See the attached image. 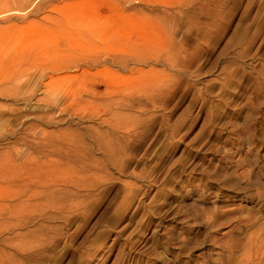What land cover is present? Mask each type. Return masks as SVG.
I'll return each instance as SVG.
<instances>
[{
	"label": "rangeland",
	"instance_id": "374dc122",
	"mask_svg": "<svg viewBox=\"0 0 264 264\" xmlns=\"http://www.w3.org/2000/svg\"><path fill=\"white\" fill-rule=\"evenodd\" d=\"M22 7L0 18V264H264V0Z\"/></svg>",
	"mask_w": 264,
	"mask_h": 264
},
{
	"label": "bare ground",
	"instance_id": "6f19581e",
	"mask_svg": "<svg viewBox=\"0 0 264 264\" xmlns=\"http://www.w3.org/2000/svg\"><path fill=\"white\" fill-rule=\"evenodd\" d=\"M24 4V0H4V1H1V3H0V18L1 17H4V16H6V15H8V14H11V12H13V11H15V12H17V11H20V10H24L23 9V7H22V5ZM36 8H38V7H36ZM36 10H40V8H38V9H36ZM22 13V12H21ZM61 15V14H60ZM62 20V19H61ZM63 21V20H62ZM61 22V21H60ZM55 24V23H54ZM63 24H65V23H63ZM38 26V25H37ZM68 26V25H67ZM32 28V27H31ZM60 28V27H59ZM75 28V27H74ZM82 28V27H81ZM56 29V28H55ZM65 29V28H64ZM67 29V28H66ZM60 30V29H59ZM57 31H58V28H57ZM55 32V31H54ZM70 32H73V31H70ZM56 33V32H55ZM70 35V34H69ZM90 35V34H89ZM88 35V36H89ZM173 37V36H172ZM174 46V45H173ZM172 51V50H171ZM174 51V50H173ZM172 51V52H173ZM171 52V53H172ZM171 53H169V55L171 54ZM176 54V53H175ZM168 55V57H170ZM173 57V55H171V58ZM177 57V56H176ZM174 58V57H173ZM172 58V59H173ZM175 60V59H174ZM176 61V60H175ZM177 62V61H176ZM177 64V63H176ZM186 68V67H185ZM9 75H3L2 77H1V80H0V87H4L5 86V89H7L8 87V85L9 84H11V79H10V76L8 77ZM166 82V81H165ZM170 82H171V80H170ZM162 83V82H161ZM163 85V84H162ZM166 85V84H165ZM164 85V86H165ZM172 85V84H171ZM158 86V85H157ZM170 86V85H169ZM173 86V85H172ZM172 86H170L172 89H173V87ZM168 88V87H167ZM170 88V89H171ZM175 88V87H174ZM163 89V88H162ZM161 89V90H162ZM169 89V88H168ZM1 90H3V89H1ZM0 90V91H1ZM173 90H175V89H173ZM5 91V90H4ZM6 92V91H5ZM162 92V91H161ZM169 92V91H168ZM1 93V92H0ZM7 93H9L8 91L6 92V94ZM159 93V92H158ZM5 94V93H4ZM160 94V93H159ZM169 95H171V94H169ZM155 96V95H154ZM148 98V97H147ZM134 100H135V98H134ZM133 102V101H132ZM131 103V102H130ZM53 186H54V183H53ZM55 188V187H54ZM56 188H58V187H56ZM55 188V189H56ZM45 189H47V188H45ZM61 189V188H60ZM57 190V189H56ZM45 191V190H44ZM49 191H50V189H49ZM48 191V192H49ZM57 191H62V189L61 190H57ZM54 191H52V193H53ZM44 194H46L47 193V191L46 192H43ZM50 193V192H49ZM51 193V195L50 196H48V197H46V201H48V199H50V198H52V195H54V194H52ZM42 194V193H41ZM48 195V194H47ZM44 196V195H43ZM48 198V199H47ZM61 198V197H60ZM45 200V199H44ZM50 202V201H49ZM48 202V203H49ZM59 206V205H58ZM48 210V209H47ZM46 219V218H45ZM210 219V218H209Z\"/></svg>",
	"mask_w": 264,
	"mask_h": 264
}]
</instances>
